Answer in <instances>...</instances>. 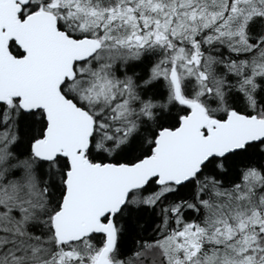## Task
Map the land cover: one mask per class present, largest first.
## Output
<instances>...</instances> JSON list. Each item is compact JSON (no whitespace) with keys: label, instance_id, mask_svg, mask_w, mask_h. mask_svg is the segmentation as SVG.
Listing matches in <instances>:
<instances>
[{"label":"snow or ice","instance_id":"6c2138e0","mask_svg":"<svg viewBox=\"0 0 264 264\" xmlns=\"http://www.w3.org/2000/svg\"><path fill=\"white\" fill-rule=\"evenodd\" d=\"M0 264H264V0H0Z\"/></svg>","mask_w":264,"mask_h":264}]
</instances>
